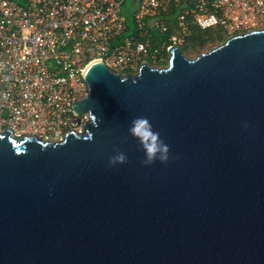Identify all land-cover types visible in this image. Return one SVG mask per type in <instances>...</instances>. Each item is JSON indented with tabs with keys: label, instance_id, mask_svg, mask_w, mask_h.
<instances>
[{
	"label": "water",
	"instance_id": "1",
	"mask_svg": "<svg viewBox=\"0 0 264 264\" xmlns=\"http://www.w3.org/2000/svg\"><path fill=\"white\" fill-rule=\"evenodd\" d=\"M83 79L80 131L0 132V264H264V29ZM141 116L166 163L143 164Z\"/></svg>",
	"mask_w": 264,
	"mask_h": 264
},
{
	"label": "built area",
	"instance_id": "2",
	"mask_svg": "<svg viewBox=\"0 0 264 264\" xmlns=\"http://www.w3.org/2000/svg\"><path fill=\"white\" fill-rule=\"evenodd\" d=\"M126 12L125 0H0V132L80 131L88 115L71 105L87 95L93 61L137 73L189 26L233 36L264 29V0H135L132 28Z\"/></svg>",
	"mask_w": 264,
	"mask_h": 264
},
{
	"label": "flooded vegetation",
	"instance_id": "3",
	"mask_svg": "<svg viewBox=\"0 0 264 264\" xmlns=\"http://www.w3.org/2000/svg\"><path fill=\"white\" fill-rule=\"evenodd\" d=\"M228 34V33H227ZM230 37H233V35L228 34L224 40L229 39ZM180 43L176 45H167L165 47H162L158 50L156 58L155 59H147L144 61H141L138 66L136 71L138 72L142 66L146 65L148 68L151 67H156L158 68L161 63L166 62V66L169 62V59L171 55L173 54V51L178 50V52L186 59H193L203 53H206L210 50H205L208 45H212L213 43H219V41H216L214 35L210 31V29L207 30H201L197 27L194 26H189L187 27L186 30L182 33L180 36ZM184 49L189 50V54H185ZM151 62V63H150ZM12 131V130H11ZM13 132V131H12ZM67 132H64L59 139L54 138L51 135H24V136H35L38 138H41L45 141H59L63 138V136ZM14 136H22V135H17L13 132Z\"/></svg>",
	"mask_w": 264,
	"mask_h": 264
},
{
	"label": "clouds",
	"instance_id": "4",
	"mask_svg": "<svg viewBox=\"0 0 264 264\" xmlns=\"http://www.w3.org/2000/svg\"><path fill=\"white\" fill-rule=\"evenodd\" d=\"M129 135L135 138L144 151V165H150L156 160L166 163L169 159V147L160 139V134L154 131L153 126L147 117H137L131 121L128 129ZM127 160L124 153L118 152L110 158V164H123Z\"/></svg>",
	"mask_w": 264,
	"mask_h": 264
},
{
	"label": "rangeland",
	"instance_id": "5",
	"mask_svg": "<svg viewBox=\"0 0 264 264\" xmlns=\"http://www.w3.org/2000/svg\"><path fill=\"white\" fill-rule=\"evenodd\" d=\"M125 8L127 9V12L129 14L132 13V10L135 8V0H125ZM183 7L181 6L177 11L180 12V10H182ZM210 31L212 32V34L214 35L216 41H219L218 39H223L225 38L228 34L225 32V30L221 27H217V28H212L210 29ZM223 43V41L221 42H217V43H213L212 45H208L206 47L205 50H211L219 45H221ZM185 54H189V50L188 49H184ZM151 63V62H150ZM159 65L158 68H162L166 66V62L165 63H161V64H157V66Z\"/></svg>",
	"mask_w": 264,
	"mask_h": 264
},
{
	"label": "trees",
	"instance_id": "6",
	"mask_svg": "<svg viewBox=\"0 0 264 264\" xmlns=\"http://www.w3.org/2000/svg\"><path fill=\"white\" fill-rule=\"evenodd\" d=\"M125 15H126V22H127V27L128 28H132V19H131V14H129L128 12H126L125 13ZM125 35V33L123 34V36ZM219 40V42H221V41H223L224 40V38L223 39H218ZM227 40V39H226ZM225 40V41H226Z\"/></svg>",
	"mask_w": 264,
	"mask_h": 264
}]
</instances>
